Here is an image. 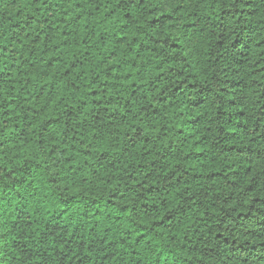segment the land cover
<instances>
[{
    "label": "trees",
    "instance_id": "16d2710c",
    "mask_svg": "<svg viewBox=\"0 0 264 264\" xmlns=\"http://www.w3.org/2000/svg\"><path fill=\"white\" fill-rule=\"evenodd\" d=\"M0 264H264V0H0Z\"/></svg>",
    "mask_w": 264,
    "mask_h": 264
}]
</instances>
